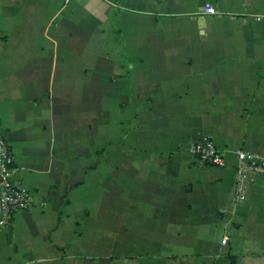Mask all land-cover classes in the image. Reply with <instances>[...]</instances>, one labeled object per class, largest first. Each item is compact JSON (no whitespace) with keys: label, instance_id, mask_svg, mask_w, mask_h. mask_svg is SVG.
Returning <instances> with one entry per match:
<instances>
[{"label":"crops","instance_id":"1","mask_svg":"<svg viewBox=\"0 0 264 264\" xmlns=\"http://www.w3.org/2000/svg\"><path fill=\"white\" fill-rule=\"evenodd\" d=\"M0 129V264H264V0H0Z\"/></svg>","mask_w":264,"mask_h":264},{"label":"built area","instance_id":"2","mask_svg":"<svg viewBox=\"0 0 264 264\" xmlns=\"http://www.w3.org/2000/svg\"><path fill=\"white\" fill-rule=\"evenodd\" d=\"M191 154L201 166L223 167L224 157L210 137H204L191 146ZM237 166L234 183V198L243 201L249 176H264V156L246 151L236 154ZM15 160L10 145L0 129V228L9 225L16 213L30 208L32 198L15 182ZM228 240H221L226 246Z\"/></svg>","mask_w":264,"mask_h":264},{"label":"rangeland","instance_id":"3","mask_svg":"<svg viewBox=\"0 0 264 264\" xmlns=\"http://www.w3.org/2000/svg\"><path fill=\"white\" fill-rule=\"evenodd\" d=\"M209 237H210L209 239L212 240V239H214L215 236H214V234L211 233V234L209 235Z\"/></svg>","mask_w":264,"mask_h":264},{"label":"trees","instance_id":"4","mask_svg":"<svg viewBox=\"0 0 264 264\" xmlns=\"http://www.w3.org/2000/svg\"><path fill=\"white\" fill-rule=\"evenodd\" d=\"M117 1H120V0H117ZM114 33L116 34V37H115V39L117 40V41H119L120 42V40H118V38H117V31H114ZM229 258V257H228Z\"/></svg>","mask_w":264,"mask_h":264}]
</instances>
